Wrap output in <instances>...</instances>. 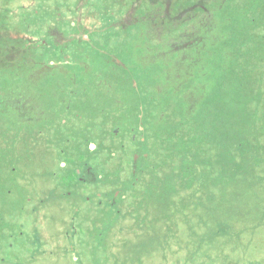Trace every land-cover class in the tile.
Listing matches in <instances>:
<instances>
[{
    "label": "rangeland",
    "instance_id": "rangeland-1",
    "mask_svg": "<svg viewBox=\"0 0 264 264\" xmlns=\"http://www.w3.org/2000/svg\"><path fill=\"white\" fill-rule=\"evenodd\" d=\"M0 264H264V0H0Z\"/></svg>",
    "mask_w": 264,
    "mask_h": 264
}]
</instances>
